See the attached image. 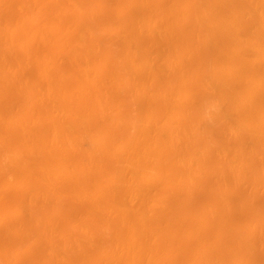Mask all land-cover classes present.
<instances>
[{
	"label": "bare ground",
	"instance_id": "bare-ground-1",
	"mask_svg": "<svg viewBox=\"0 0 264 264\" xmlns=\"http://www.w3.org/2000/svg\"><path fill=\"white\" fill-rule=\"evenodd\" d=\"M0 264H264V0H0Z\"/></svg>",
	"mask_w": 264,
	"mask_h": 264
}]
</instances>
